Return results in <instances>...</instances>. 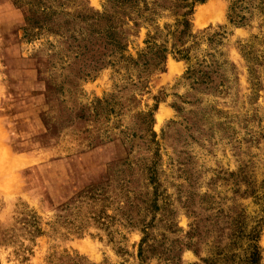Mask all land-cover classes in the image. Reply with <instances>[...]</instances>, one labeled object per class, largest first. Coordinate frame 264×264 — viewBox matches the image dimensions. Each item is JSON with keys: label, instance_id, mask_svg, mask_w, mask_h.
<instances>
[{"label": "rangeland", "instance_id": "rangeland-1", "mask_svg": "<svg viewBox=\"0 0 264 264\" xmlns=\"http://www.w3.org/2000/svg\"><path fill=\"white\" fill-rule=\"evenodd\" d=\"M0 264H264V0H0Z\"/></svg>", "mask_w": 264, "mask_h": 264}, {"label": "trees", "instance_id": "trees-1", "mask_svg": "<svg viewBox=\"0 0 264 264\" xmlns=\"http://www.w3.org/2000/svg\"><path fill=\"white\" fill-rule=\"evenodd\" d=\"M141 257L143 258V255H144V250L141 248ZM253 256H257V252H255L254 254H253Z\"/></svg>", "mask_w": 264, "mask_h": 264}]
</instances>
